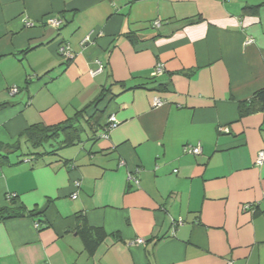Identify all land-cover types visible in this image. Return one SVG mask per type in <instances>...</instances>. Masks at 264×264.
<instances>
[{
	"label": "crops",
	"instance_id": "0c3cea01",
	"mask_svg": "<svg viewBox=\"0 0 264 264\" xmlns=\"http://www.w3.org/2000/svg\"><path fill=\"white\" fill-rule=\"evenodd\" d=\"M104 89L92 145L0 166V207L39 214L0 223V264H264V111L239 107L264 89V0H0V142Z\"/></svg>",
	"mask_w": 264,
	"mask_h": 264
},
{
	"label": "trees",
	"instance_id": "16d2710c",
	"mask_svg": "<svg viewBox=\"0 0 264 264\" xmlns=\"http://www.w3.org/2000/svg\"><path fill=\"white\" fill-rule=\"evenodd\" d=\"M127 37L130 41L138 40V38L132 34H129ZM108 92L109 90H102L99 96L83 110L78 111L72 118L60 124L53 126H46L43 124L32 125L19 135L18 140L14 144H4L0 142V166L10 164L8 155L19 153L22 150V141H25V143L35 151L40 149L49 150V148L55 147L52 143L58 142L59 139L61 140L58 142V150L71 148L79 143L81 135L85 132L84 124L92 130L94 126L98 128L106 112V109L99 108V106L103 102H106L109 96ZM6 106L7 104L1 105L0 110L4 109ZM239 107L240 117L264 111V89L256 92L249 101L242 102ZM108 126L109 123L107 121L106 124L100 126V129L105 131ZM49 153L52 154L54 151L47 152L46 154ZM38 215L39 214H37L35 210L27 212V210L17 202L16 197L9 198V206L0 207V223L24 216L36 217Z\"/></svg>",
	"mask_w": 264,
	"mask_h": 264
},
{
	"label": "built area",
	"instance_id": "2783aa9c",
	"mask_svg": "<svg viewBox=\"0 0 264 264\" xmlns=\"http://www.w3.org/2000/svg\"><path fill=\"white\" fill-rule=\"evenodd\" d=\"M222 2L224 1H227V0H220ZM47 24L54 27V28H57L59 29L63 24H64V20L62 18H50L48 21H47ZM26 26L27 27H33L34 24L32 22H26ZM154 26L156 28H159L161 26V23L160 22H154ZM93 41V34H90L89 36H87L84 41L82 42V45H89L91 44ZM253 43V40L252 39H248L246 41V44H251ZM59 54L62 58H64V60H67V61H70L74 58V52L72 51V48L70 47L69 44H62L60 47H59ZM97 68L92 71V75H96L98 73H101L103 71V65L101 64L100 61H96L95 62ZM156 71H157V74H162L163 71H164V67L161 63L157 64L156 66ZM19 92V89L18 87H12L10 90H9V93L11 96H14L16 95L17 93ZM161 105V102H155V106H160ZM108 123H109V126L108 128L103 131L101 133V138L103 139H108L109 137V134L111 131L115 130L116 128L119 127L120 123L117 121V118L115 115H111L108 119ZM184 152L185 153H188V154H193V155H199L201 154V148L200 147H195V148H191V147H185L184 148ZM257 165H262L264 163V152H261L258 156V159H257ZM123 164V162H122ZM133 182L138 185V181L137 179H133ZM80 182L79 181H75L74 182V187L75 189L79 190L80 189ZM12 197H15V196H9V198H12ZM78 197V191H76V193H74L71 198L72 199H77ZM243 210L247 211L249 210V206H245L243 207ZM178 224H181V221L178 222ZM39 225L38 223L35 224V227L38 229L39 228ZM137 244H144V241L143 240H137L136 242Z\"/></svg>",
	"mask_w": 264,
	"mask_h": 264
},
{
	"label": "rangeland",
	"instance_id": "374dc122",
	"mask_svg": "<svg viewBox=\"0 0 264 264\" xmlns=\"http://www.w3.org/2000/svg\"><path fill=\"white\" fill-rule=\"evenodd\" d=\"M87 137H88V135H87V133H84L83 134V140H84V142H85V145H87V146H90V145H92V143L90 142V141H87ZM54 146H58V142H53L52 143ZM22 148H23V150H22V154L25 156V155H28V154H30V153H32V152H35V150H33L27 143H25V141H23V146H22ZM71 148H67V150H70ZM62 151H64V150H62ZM61 151V152H62ZM40 152V151H39ZM70 152V151H69ZM23 157V156H22ZM24 158V157H23Z\"/></svg>",
	"mask_w": 264,
	"mask_h": 264
}]
</instances>
